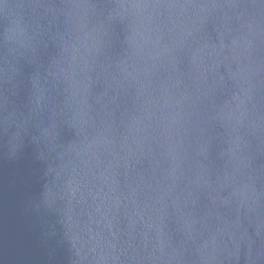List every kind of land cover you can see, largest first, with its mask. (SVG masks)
Instances as JSON below:
<instances>
[{
	"label": "water",
	"instance_id": "1",
	"mask_svg": "<svg viewBox=\"0 0 264 264\" xmlns=\"http://www.w3.org/2000/svg\"><path fill=\"white\" fill-rule=\"evenodd\" d=\"M0 264H264V0H0Z\"/></svg>",
	"mask_w": 264,
	"mask_h": 264
}]
</instances>
